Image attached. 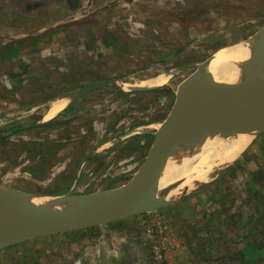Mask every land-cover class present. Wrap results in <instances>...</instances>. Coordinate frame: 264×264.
<instances>
[{"label":"rangeland","instance_id":"rangeland-1","mask_svg":"<svg viewBox=\"0 0 264 264\" xmlns=\"http://www.w3.org/2000/svg\"><path fill=\"white\" fill-rule=\"evenodd\" d=\"M42 1L0 0V41L65 18L59 7L55 15L25 13L24 20L8 11ZM133 3L119 0L108 14L115 51L97 57L52 47L32 56L25 77L0 76V184L49 199L126 184L155 149L181 81L219 49L257 39L264 26V0ZM75 6L77 13L66 18L85 14L82 1ZM161 70L173 77L159 88L122 91L109 83L142 80ZM81 91L87 110L66 124H36L46 102ZM225 166L205 187L167 207L75 237L59 234L60 243L56 236L25 241L0 250V264H264V129ZM88 231L94 232L80 236ZM70 235L79 242L65 244ZM248 245L258 249L257 260L240 259ZM114 247L120 253L113 260Z\"/></svg>","mask_w":264,"mask_h":264},{"label":"water","instance_id":"water-1","mask_svg":"<svg viewBox=\"0 0 264 264\" xmlns=\"http://www.w3.org/2000/svg\"><path fill=\"white\" fill-rule=\"evenodd\" d=\"M58 30L46 29L32 38L39 40ZM255 40L253 51L258 57L236 70V81L216 80L206 71L212 56L181 81L172 110L157 133L155 149L126 184L104 192L52 197L48 204L63 205V210L45 202L38 204L37 210H29L9 203L0 193V250L32 239L102 227L183 198L188 192L173 195L176 185L170 174L184 153L206 134L200 114L264 110V74L255 72L256 64L264 60V26Z\"/></svg>","mask_w":264,"mask_h":264},{"label":"bare ground","instance_id":"bare-ground-1","mask_svg":"<svg viewBox=\"0 0 264 264\" xmlns=\"http://www.w3.org/2000/svg\"><path fill=\"white\" fill-rule=\"evenodd\" d=\"M255 42V39H249L219 49L212 55L206 71L216 80H224L227 83L236 81L238 79L236 70L258 57L253 51ZM255 72L264 74V60L256 64ZM172 76L173 73H160L151 81L129 85L120 83L119 86L126 91L134 88H150L153 85H163ZM55 106L49 109L51 112L47 118L55 114L63 104ZM200 117L207 132L184 153L180 162L172 169L170 180L176 185L173 195L205 187L214 179L216 173L231 163L264 128L263 109L250 112L223 110L200 114ZM203 143H205L201 146L203 149L198 150ZM0 193L9 203L29 210H37L36 206L44 202L57 210L65 209L63 205L48 204L50 202L48 197L29 196L3 184H0Z\"/></svg>","mask_w":264,"mask_h":264},{"label":"crops","instance_id":"crops-1","mask_svg":"<svg viewBox=\"0 0 264 264\" xmlns=\"http://www.w3.org/2000/svg\"><path fill=\"white\" fill-rule=\"evenodd\" d=\"M42 1V0H41ZM60 1V2H59ZM82 1L83 6L81 7L82 12L80 15H76L74 17L70 16V18H66L68 14L77 13L75 12V6L76 3L79 2V0H58L50 5V0H43L42 2L45 3L44 5H27V8L20 7L15 10L9 9L10 12H15L22 17V20L25 18V13H33V14H51L55 15L57 14V7H59L62 10V15H66L64 19H56L54 21L50 20V22L41 24L39 27H35V29H38L39 32L30 33L28 35L22 36V37H15L12 40H5L0 41V76H10L12 79H20L27 75L29 70V61L32 58V56H35L37 53H44L46 54L49 50L52 49V47H63L68 49H74L78 50L80 53L85 54L87 56L91 54L96 55L97 57H100L102 54H105V51H115L116 47L118 45L116 38L114 37L111 29L109 28L110 24V12L112 9L116 6V3L119 1L117 0H110L107 2H104L101 4V0H80ZM134 5H136V2L139 0H132ZM59 2V4H58ZM58 4V5H57ZM94 4V6H93ZM51 7H54L53 9ZM51 8V9H50ZM74 11V12H73ZM50 23V24H49ZM59 28V30L56 33L47 35L39 40H34L32 37L40 34L41 32L45 31L46 29L51 28ZM34 29V28H32ZM15 40H19L18 42H13ZM11 43H13L11 45ZM162 58V57H161ZM162 62V60H161ZM160 73L170 74L173 72L161 70L157 73H150L147 75L145 79L137 80L133 82H115L111 81L109 83L115 84L123 90L119 84H134L139 83L142 81H151L153 78L155 79L160 75ZM173 77V76H172ZM167 80L165 83H169L170 80ZM147 82V81H146ZM164 83V84H165ZM105 84V83H102ZM164 85H153L150 88H134L131 90H138V89H155L162 87ZM127 90V91H131ZM84 94V91H81L77 94H61L57 95L46 104L41 106V109L39 112V119L36 120V124L38 123H59V124H66L72 119V117L77 116V113H79L80 110H87L88 109V103L81 102V96ZM57 104H63V106L51 117L47 118L51 110L55 108ZM65 104V105H64ZM52 107V108H51ZM34 108L33 110H35ZM125 220V219H124ZM117 221V222H121ZM77 231L73 232L72 234L75 237ZM94 231H88L86 233H83V235H80L82 238L83 236H88L90 233ZM82 234V233H81ZM72 235H70L66 240L65 244H77L79 241L75 240ZM99 235L102 237H105V230L100 229ZM53 240H59V243L61 242V237L57 238L58 235ZM61 236V235H60ZM81 238V239H82ZM21 244V243H20ZM18 245V244H17ZM16 246V245H14ZM12 246V247H14ZM8 247V248H12ZM6 248V249H8ZM5 250V249H3ZM256 251L255 253L258 255L259 251L258 249L254 248ZM109 253L112 255L113 260L116 258V254L120 253V251H116L115 247L112 248ZM245 257L246 260L249 261L247 258L248 252V246H246L243 250L240 251L239 256L240 259H242V255ZM68 254V253H67ZM66 254V256H67ZM79 253H76V257ZM99 255L98 249H96L93 252V257H96ZM256 255V256H257ZM260 255V254H259ZM256 256L254 258L250 259H256ZM92 257V258H93ZM92 261V259H90ZM76 261H80L76 260ZM74 261V263H76ZM67 262V261H66ZM81 264V262H79ZM117 264H121L117 263Z\"/></svg>","mask_w":264,"mask_h":264},{"label":"trees","instance_id":"trees-1","mask_svg":"<svg viewBox=\"0 0 264 264\" xmlns=\"http://www.w3.org/2000/svg\"><path fill=\"white\" fill-rule=\"evenodd\" d=\"M49 123H52V122H48L47 124H49ZM258 195V194H257ZM254 248L255 247H253V246H251V245H248V255H247V258L249 259V260H252V259H250V258H254L257 254L255 253L256 251L254 250ZM241 255H242V253H241ZM242 257V260H246L245 259V257L242 255L241 256Z\"/></svg>","mask_w":264,"mask_h":264},{"label":"flooded vegetation","instance_id":"flooded-vegetation-1","mask_svg":"<svg viewBox=\"0 0 264 264\" xmlns=\"http://www.w3.org/2000/svg\"><path fill=\"white\" fill-rule=\"evenodd\" d=\"M15 130V129H14Z\"/></svg>","mask_w":264,"mask_h":264}]
</instances>
